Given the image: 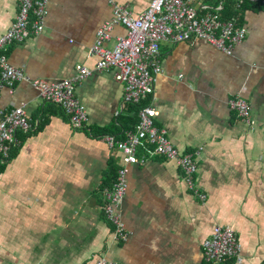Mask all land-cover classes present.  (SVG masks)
I'll return each instance as SVG.
<instances>
[{
    "label": "crops",
    "instance_id": "1",
    "mask_svg": "<svg viewBox=\"0 0 264 264\" xmlns=\"http://www.w3.org/2000/svg\"><path fill=\"white\" fill-rule=\"evenodd\" d=\"M48 1L46 31L11 45L9 64L48 83L72 79L79 65L92 69L76 93L90 121L75 130L67 112L40 99L30 82L0 86V108L24 107L34 129L19 136L0 174V264H95L101 256L118 264H203L217 224L232 227L242 247L243 261L227 264H264V8L243 14L249 38L232 57L204 42L157 46L164 73L151 100L156 124L181 154L203 150L195 182L207 201L195 199L175 162L156 157L129 166L119 212L130 238L121 245L103 211V190L117 181L123 155L103 137L124 131L118 118L128 105L115 71L96 70L89 55L113 5ZM114 1L134 16L152 2ZM18 14V0H0V38ZM125 35L117 25L110 46ZM238 95L251 106L253 126L230 108Z\"/></svg>",
    "mask_w": 264,
    "mask_h": 264
},
{
    "label": "built area",
    "instance_id": "2",
    "mask_svg": "<svg viewBox=\"0 0 264 264\" xmlns=\"http://www.w3.org/2000/svg\"><path fill=\"white\" fill-rule=\"evenodd\" d=\"M107 1L113 5V16L97 32L89 55L97 60L96 70L115 71V80L123 85L125 106L138 105L144 99L155 96L159 78L164 73L162 54L157 50L159 44L204 42L232 57L236 49L249 38L248 28L243 27L237 19L222 18L225 0H221L218 5L199 3V0H152L148 9L136 16L129 7L116 5L114 0ZM235 1L238 10L248 2L264 6V0ZM18 4L16 21L0 38V86L14 90L16 85L30 82L40 99L58 105L67 112L75 130L87 128L89 114L76 93L80 84L93 74L92 69L79 65L72 79L48 83L30 80L22 70L9 64L7 48L40 37L46 31L49 15L48 0H18ZM117 25H123L126 35L116 38L111 47ZM229 103L239 120L249 126L255 124L251 106L241 95ZM158 114L151 103L140 110L139 122L133 130L124 132L121 140L113 136L103 138L110 148L123 155L124 165L118 172L117 181L103 190V211L107 221L114 226L118 241L128 242L130 236L119 212L128 191L129 166H146L156 157L175 162L182 170L187 188L195 199L203 204L207 201L206 195L195 182L203 150L181 154L169 140L168 132L158 128ZM32 130L30 117L24 107L18 106L9 112L0 108V160L8 161L11 152L20 144L18 135L28 134ZM203 253L207 264H223L229 259L237 263L243 261L242 247L235 231L230 226L220 224L215 225L212 236L204 243ZM95 264L115 263L97 258Z\"/></svg>",
    "mask_w": 264,
    "mask_h": 264
},
{
    "label": "trees",
    "instance_id": "3",
    "mask_svg": "<svg viewBox=\"0 0 264 264\" xmlns=\"http://www.w3.org/2000/svg\"><path fill=\"white\" fill-rule=\"evenodd\" d=\"M224 5L225 6H224V10L222 12V18L224 20L237 19L239 21V23L242 21L243 14L245 12H247L248 10H253V9L258 8V7L259 8H264V6H262V5L251 4V3L248 2L247 4H245L242 7V9H239L238 10L237 9V6H236V1L235 0H225V4ZM8 48H7V51H8ZM151 100H152V98L144 99L138 105L129 104L128 105V108H127V113H126L127 116H121V117L118 118V122L121 125V130L124 129V131L119 132L117 136H114L112 133H108L109 135L108 134H105V135L106 136H113V137H116V138L119 139V138L123 137L124 132L129 131V130H133L135 128V126L137 125V123L139 122V112H140V110L142 108L150 105L152 103ZM9 111H6V112H9ZM130 113H132V114H130ZM30 133H28V134H30ZM28 134H24V135H28ZM20 135L21 134L18 135V138H19ZM106 136H104V137H106ZM11 158H12V152H11V155H10V158H9L8 161L3 162L2 160H0V174H2L4 172V169L6 168L7 164L11 161ZM116 177H117V171H115V177L114 178H116ZM108 223L112 225V223H110V222H108ZM129 238H130V236H129ZM116 242L118 244H121V245H124V244L127 243V242H122V241H118V240H116ZM203 249H204V245H203ZM99 258L103 259L104 257L101 256ZM104 259H106V258H104ZM233 260L234 259H232V261ZM106 261L112 262V261H109L107 259H106ZM228 261H231V259L225 261V263H223V264H227ZM112 263L118 264L116 262H112ZM203 264H207V263L206 262H203Z\"/></svg>",
    "mask_w": 264,
    "mask_h": 264
},
{
    "label": "rangeland",
    "instance_id": "4",
    "mask_svg": "<svg viewBox=\"0 0 264 264\" xmlns=\"http://www.w3.org/2000/svg\"><path fill=\"white\" fill-rule=\"evenodd\" d=\"M2 259V258H1Z\"/></svg>",
    "mask_w": 264,
    "mask_h": 264
}]
</instances>
